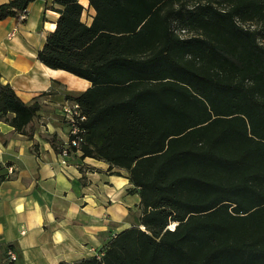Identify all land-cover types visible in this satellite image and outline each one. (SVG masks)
I'll return each instance as SVG.
<instances>
[{
	"label": "trees",
	"instance_id": "1",
	"mask_svg": "<svg viewBox=\"0 0 264 264\" xmlns=\"http://www.w3.org/2000/svg\"><path fill=\"white\" fill-rule=\"evenodd\" d=\"M53 2L36 59L90 83L66 96L86 118L73 152L126 171L141 209L73 264H264V0H88L89 25L78 0ZM39 110L0 84L14 131L31 139Z\"/></svg>",
	"mask_w": 264,
	"mask_h": 264
},
{
	"label": "crops",
	"instance_id": "2",
	"mask_svg": "<svg viewBox=\"0 0 264 264\" xmlns=\"http://www.w3.org/2000/svg\"><path fill=\"white\" fill-rule=\"evenodd\" d=\"M78 2L81 21L89 25L95 12L88 0ZM58 8L53 0H33L24 23L0 20V84H8L24 103L36 98L40 103L31 139L0 121V264H73L100 253L141 215L126 171L80 151L63 164L49 142L66 137L60 112L66 96L90 87L36 59L55 29Z\"/></svg>",
	"mask_w": 264,
	"mask_h": 264
},
{
	"label": "built area",
	"instance_id": "3",
	"mask_svg": "<svg viewBox=\"0 0 264 264\" xmlns=\"http://www.w3.org/2000/svg\"><path fill=\"white\" fill-rule=\"evenodd\" d=\"M26 15L25 11L19 15V18L24 20ZM12 35L13 32H10L7 36L10 37ZM60 112L67 132L64 141L59 147L58 156L61 158V162L65 164L66 159L74 153L73 148H77L84 141L85 128L83 123L86 118L76 102H64L60 107ZM7 255L10 261H15V254L11 250L7 251ZM95 255L99 256L98 254Z\"/></svg>",
	"mask_w": 264,
	"mask_h": 264
},
{
	"label": "rangeland",
	"instance_id": "4",
	"mask_svg": "<svg viewBox=\"0 0 264 264\" xmlns=\"http://www.w3.org/2000/svg\"><path fill=\"white\" fill-rule=\"evenodd\" d=\"M26 19V18H25Z\"/></svg>",
	"mask_w": 264,
	"mask_h": 264
}]
</instances>
